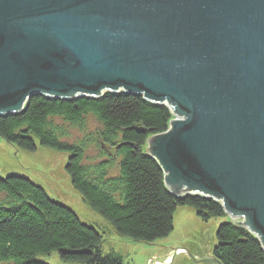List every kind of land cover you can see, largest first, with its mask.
I'll return each mask as SVG.
<instances>
[{
	"label": "water",
	"instance_id": "95a60500",
	"mask_svg": "<svg viewBox=\"0 0 264 264\" xmlns=\"http://www.w3.org/2000/svg\"><path fill=\"white\" fill-rule=\"evenodd\" d=\"M104 92L166 106L146 148L168 191L219 202L264 252V0H0V115Z\"/></svg>",
	"mask_w": 264,
	"mask_h": 264
},
{
	"label": "trees",
	"instance_id": "16d2710c",
	"mask_svg": "<svg viewBox=\"0 0 264 264\" xmlns=\"http://www.w3.org/2000/svg\"><path fill=\"white\" fill-rule=\"evenodd\" d=\"M89 116L98 127L88 136L62 140L65 124L82 130ZM171 118L166 106L134 93L73 99L34 94L20 112L0 115V138L27 151L37 144L66 151L65 171L81 199L117 236L152 243L171 233L178 206L192 207L204 222L226 215L219 202L198 195L176 197L166 188L146 144L167 129ZM88 148L92 155L85 154ZM215 236L212 255L222 264H264L259 241L245 227L221 222ZM101 242V231L81 222L28 177H0V264H46L35 257L52 251L63 261L123 264L114 250L104 253Z\"/></svg>",
	"mask_w": 264,
	"mask_h": 264
},
{
	"label": "rangeland",
	"instance_id": "374dc122",
	"mask_svg": "<svg viewBox=\"0 0 264 264\" xmlns=\"http://www.w3.org/2000/svg\"><path fill=\"white\" fill-rule=\"evenodd\" d=\"M65 126L66 136L62 140L77 142V139L82 138L83 135L88 136L90 130L98 127V124L92 116H89L85 128L82 130L67 124ZM36 143H38L37 140ZM90 150L91 148H88L85 154L92 155L94 151ZM67 158L66 151L39 144H37L36 150L27 151L8 144L0 138V177L20 174L40 185L51 199L70 207L81 222L92 224L101 231L102 251L106 253L114 250L119 253L122 256L123 264H154L156 262L158 264L160 262V264H216L208 259L212 257L217 225L228 220L234 223L236 220L242 221V218L231 217L225 213L226 215L221 218L204 222L196 216L192 207L178 206L173 214V229L168 236L152 243L131 241L119 237L72 187L70 177L65 171ZM182 196V193L178 194V197ZM174 248H184L183 253H176L177 255L175 254L170 261L171 256L168 254ZM186 251L193 257L187 255ZM35 259L46 264H80L63 261L57 251H52L47 255H38Z\"/></svg>",
	"mask_w": 264,
	"mask_h": 264
},
{
	"label": "crops",
	"instance_id": "0c3cea01",
	"mask_svg": "<svg viewBox=\"0 0 264 264\" xmlns=\"http://www.w3.org/2000/svg\"><path fill=\"white\" fill-rule=\"evenodd\" d=\"M168 255H170V254H168ZM176 255H177V254H176ZM211 255H212V253H211ZM169 257H170V256H169ZM170 258H171L170 260L172 261V259H173L174 257H170Z\"/></svg>",
	"mask_w": 264,
	"mask_h": 264
},
{
	"label": "bare ground",
	"instance_id": "6f19581e",
	"mask_svg": "<svg viewBox=\"0 0 264 264\" xmlns=\"http://www.w3.org/2000/svg\"><path fill=\"white\" fill-rule=\"evenodd\" d=\"M158 264V263H157Z\"/></svg>",
	"mask_w": 264,
	"mask_h": 264
}]
</instances>
